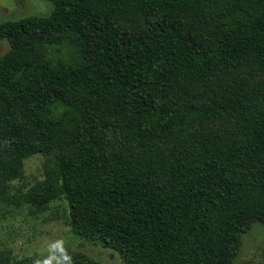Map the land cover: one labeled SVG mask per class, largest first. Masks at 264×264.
<instances>
[{
	"label": "trees",
	"instance_id": "1",
	"mask_svg": "<svg viewBox=\"0 0 264 264\" xmlns=\"http://www.w3.org/2000/svg\"><path fill=\"white\" fill-rule=\"evenodd\" d=\"M49 1L0 23V213L64 199L125 264H234L264 224V0ZM37 153L53 164L15 194Z\"/></svg>",
	"mask_w": 264,
	"mask_h": 264
},
{
	"label": "rangeland",
	"instance_id": "2",
	"mask_svg": "<svg viewBox=\"0 0 264 264\" xmlns=\"http://www.w3.org/2000/svg\"><path fill=\"white\" fill-rule=\"evenodd\" d=\"M49 0H0V23L31 14H48L52 9ZM9 48L6 39L0 40V55ZM49 58H68L66 45L47 46ZM54 162L53 154H33L24 160V175L13 182V192H26L41 180L44 171ZM68 206L64 199L49 203L47 209L31 213L25 203H5L0 213V264L32 256L44 262H55L59 250L80 252L104 264H125L119 253L100 243L82 239L71 230L67 220ZM234 264H264V224L255 221L242 235V243Z\"/></svg>",
	"mask_w": 264,
	"mask_h": 264
},
{
	"label": "clouds",
	"instance_id": "3",
	"mask_svg": "<svg viewBox=\"0 0 264 264\" xmlns=\"http://www.w3.org/2000/svg\"><path fill=\"white\" fill-rule=\"evenodd\" d=\"M65 259H68L67 257H65Z\"/></svg>",
	"mask_w": 264,
	"mask_h": 264
}]
</instances>
